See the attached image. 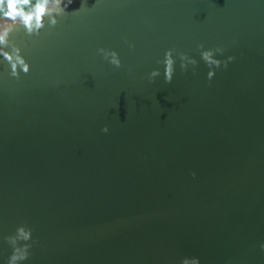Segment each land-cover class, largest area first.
<instances>
[{"label": "water", "instance_id": "1", "mask_svg": "<svg viewBox=\"0 0 264 264\" xmlns=\"http://www.w3.org/2000/svg\"><path fill=\"white\" fill-rule=\"evenodd\" d=\"M35 21L0 41V264H264V0Z\"/></svg>", "mask_w": 264, "mask_h": 264}, {"label": "clouds", "instance_id": "2", "mask_svg": "<svg viewBox=\"0 0 264 264\" xmlns=\"http://www.w3.org/2000/svg\"><path fill=\"white\" fill-rule=\"evenodd\" d=\"M63 0H0V41H3L7 35L8 26L4 23L7 19L15 20L17 17L21 18L25 24H29L33 20V16L36 18V26L39 27L40 15L45 12L46 8L49 11L60 10V5ZM72 0H67V4H71ZM67 5H65L66 7ZM202 58L210 65V71L208 72V79L212 80L215 76V69L219 68L223 63L224 67H227L234 57H229L227 61H219L213 59L212 53L205 51L202 53ZM112 63H116L118 66V61L115 59L113 54ZM165 70H166V83L172 82V73L174 71V58L172 56V50L169 49L164 54L163 60ZM150 75H155L151 73ZM104 132H108L107 126L103 129ZM195 175V173H193ZM27 238V236H26ZM260 248L264 250V244L260 245ZM26 253L17 249L16 254L11 257V264H15L18 259L25 258ZM183 264H198L197 260L188 261L185 260Z\"/></svg>", "mask_w": 264, "mask_h": 264}, {"label": "trees", "instance_id": "3", "mask_svg": "<svg viewBox=\"0 0 264 264\" xmlns=\"http://www.w3.org/2000/svg\"><path fill=\"white\" fill-rule=\"evenodd\" d=\"M17 18H19V17H17Z\"/></svg>", "mask_w": 264, "mask_h": 264}]
</instances>
